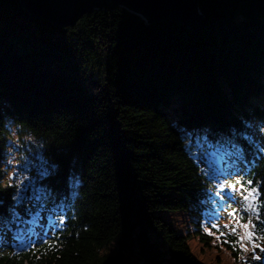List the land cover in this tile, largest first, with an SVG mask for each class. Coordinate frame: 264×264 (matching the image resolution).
Returning <instances> with one entry per match:
<instances>
[{"label":"trees","instance_id":"16d2710c","mask_svg":"<svg viewBox=\"0 0 264 264\" xmlns=\"http://www.w3.org/2000/svg\"><path fill=\"white\" fill-rule=\"evenodd\" d=\"M198 10L189 27L101 5L60 26L0 0V264H120L122 251L202 264L195 241L220 264H258L212 217L225 197L198 157L236 150L238 179H225L251 180L264 202V0ZM9 123L57 167L22 195L6 181ZM164 213L191 221L180 229Z\"/></svg>","mask_w":264,"mask_h":264},{"label":"rangeland","instance_id":"374dc122","mask_svg":"<svg viewBox=\"0 0 264 264\" xmlns=\"http://www.w3.org/2000/svg\"><path fill=\"white\" fill-rule=\"evenodd\" d=\"M255 128L258 129L257 135L258 137H264V128L260 127L258 124L255 125ZM45 145L44 143L32 136L31 134H23L20 130V127L9 123V136H8V147L6 152V161L4 164L6 181L7 183L14 184L17 187L18 195H22L25 191L28 190V186H36L38 175L51 173L57 169L56 166H51L49 164L48 159L44 155ZM196 154H197V149ZM226 151L223 149H216L213 152L205 153L204 155L198 157L200 158L201 164L206 169L207 174H210L212 179L218 181V183H214V187H216L219 192L226 197L225 199H219L218 202V210L219 214L214 213L212 215L213 218L222 217L224 220V226L228 225V230L231 228H235L236 231L240 232L241 235H244V228L241 226L248 222L249 216L251 215L252 224L256 223V213L253 215V212H245L244 211V202L242 196L239 191L234 193V199L229 198L228 193L230 189L227 187L230 183L227 182L226 176L227 172H231V178L235 181L238 179L235 174V168L237 164V160L232 159L233 156H239L234 151ZM220 161H223V166L228 169L224 170L220 167ZM235 164V165H234ZM33 171V174L31 173ZM217 171H219L217 173ZM236 171H240V167L237 166ZM233 172V173H232ZM228 178V179H229ZM224 185V188H221V185ZM237 189L240 188V185H236ZM215 188H213V192L216 195L218 192ZM35 204V202H33ZM39 209V208H37ZM235 210V217L230 214ZM40 216L41 211L37 212ZM47 213V212H45ZM172 215V216H171ZM164 217L168 220H172L175 225L180 228L186 230L188 227V222L191 221V218L185 215H173L169 213H164ZM47 226L52 227L54 223L53 218H46ZM249 231L253 232L254 238L252 241L245 239L243 242L244 248L247 249L246 257L253 262H257L258 264H264V251H261V248H264V239L258 238L259 236L256 234V225L255 227L249 226ZM193 250L194 253L201 259L202 264H220L217 262V259L212 261V259L217 255L218 251L214 250L209 254H202L201 247L199 243L194 242ZM254 244L259 245V247L254 248ZM118 252V246L115 242L111 243L107 248L102 250V253L116 254ZM254 255H258L260 257L259 260L253 258ZM223 256V255H222ZM224 257V264H231L229 259L227 260ZM222 263V262H221ZM120 264H148L143 260L137 258L131 253L122 251V259Z\"/></svg>","mask_w":264,"mask_h":264},{"label":"water","instance_id":"95a60500","mask_svg":"<svg viewBox=\"0 0 264 264\" xmlns=\"http://www.w3.org/2000/svg\"><path fill=\"white\" fill-rule=\"evenodd\" d=\"M35 18H45L60 26H74L86 13L105 5L126 6L144 15L151 23L174 21L193 26L200 19L199 0H21Z\"/></svg>","mask_w":264,"mask_h":264},{"label":"snow or ice","instance_id":"6c2138e0","mask_svg":"<svg viewBox=\"0 0 264 264\" xmlns=\"http://www.w3.org/2000/svg\"><path fill=\"white\" fill-rule=\"evenodd\" d=\"M237 184L240 185L239 189H237V187H236ZM220 187L224 188L225 186L222 184ZM227 187L230 189V192L228 193L229 198L234 199L235 197L233 194L236 193L237 191H239L241 196H242L243 202H244V211L248 212V213L254 211L256 213L257 219L259 220L260 217H259L258 208L261 206H264V202H260V203L257 202V197L259 196V186L257 185L255 187H253L252 181L248 180L245 182L236 181L234 184H229ZM245 193H247V194H245ZM216 195L220 196V192L218 191L216 193ZM235 214H236L235 210H233V212L230 215L235 217ZM260 223H261V227L264 228V220H261ZM241 226L245 230L244 235H240L238 232H236L235 228L230 229V231L237 236V240L232 242L234 248L236 247L237 244H239L241 248H244L242 241H244L245 239L252 241L254 238V235H255L253 232L249 231V226L255 227V225L252 224L251 215L249 216L248 222L241 225ZM212 227L219 230V225H217V224H213ZM224 227L228 228V225H225ZM205 231L208 232V234H210V235L212 234L208 229H205ZM220 235L224 236L225 233L220 232ZM217 238H219V237H217ZM258 238H264V237H258ZM225 242H228V241L225 240ZM51 247H53V246H50V248ZM255 247H259V245L254 244V248ZM244 251H247V249L244 248ZM261 251H264V248H261ZM253 258L256 260L260 259V257L258 255H254Z\"/></svg>","mask_w":264,"mask_h":264}]
</instances>
